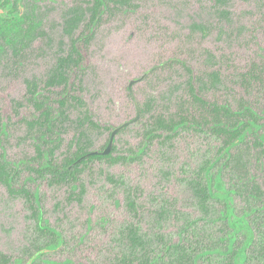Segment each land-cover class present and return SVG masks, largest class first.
Wrapping results in <instances>:
<instances>
[{"label":"rangeland","instance_id":"374dc122","mask_svg":"<svg viewBox=\"0 0 264 264\" xmlns=\"http://www.w3.org/2000/svg\"><path fill=\"white\" fill-rule=\"evenodd\" d=\"M85 1L22 0L23 26L33 31L16 51L4 46L0 52V157L16 170L14 187L36 194L42 223L61 238L59 243L40 233L37 213L0 182V253L11 258L10 264H117L128 251L126 228L133 223L160 261L175 264L183 251L198 256L195 264H233L234 252L228 249L241 247L247 231L226 223L220 199L212 200L205 215L190 182L204 161L218 156L221 140L198 126L168 133L151 130L149 123L176 110L189 77L218 71L221 82L205 89L206 97L232 106L244 97L260 116L264 137V88L244 90L240 76L252 65L264 67V0L110 2L87 41L81 34L90 30L80 23L74 36H82L77 43L81 61L70 71L69 85L101 126L89 133V149L103 148L114 127L138 118L116 134L114 159L92 160L76 179L59 184L43 168L48 147L41 144L42 153L36 151L39 141L24 122L36 116L25 98L26 81L42 83L58 55L68 51L65 20ZM58 90L43 91L53 107ZM76 115L71 109L70 120L48 144L58 167L70 153ZM254 150L248 169L261 184L264 158ZM214 173L231 191L234 218L246 215L254 232L243 264H264V199H252L247 180L240 181L223 160ZM129 198L136 211L128 207ZM47 244L52 248L37 253Z\"/></svg>","mask_w":264,"mask_h":264},{"label":"trees","instance_id":"16d2710c","mask_svg":"<svg viewBox=\"0 0 264 264\" xmlns=\"http://www.w3.org/2000/svg\"><path fill=\"white\" fill-rule=\"evenodd\" d=\"M130 1L88 0L84 4L77 3L74 5L63 27L65 35L70 39L68 51L58 55L54 66L42 83L37 80L26 81L25 98L34 107L36 116L32 119H25L24 122L28 132L32 133L39 141L35 143L36 151L42 153L41 144L48 147L49 159L43 168L56 183H68L76 179L82 167L92 160L114 159L112 157L114 148H111L107 154H89L90 151L94 150L89 149V133L100 130L101 126L91 118L85 101L80 96L71 93V89L74 87L69 85V73L72 69L77 68L81 61V53L77 45L82 38L81 35H83L82 40L84 41L92 36L91 27L110 8V2L116 5ZM26 17L22 0H0V52L4 46H11L16 51L15 47L18 43H23L29 38L33 29L28 28L30 25L24 28L23 24H25ZM83 22L90 32L75 37V29ZM240 76L244 90H249L255 86L264 88V67H259L257 64L252 65L248 71L241 73ZM219 82L221 79L218 71H210L199 76L192 75L187 81V91L179 101L176 110L167 116H153L149 125L153 131L160 130L168 133H173L179 127L187 125L198 126L209 130L221 140L218 156L215 160L204 161L190 182L194 188L198 205L205 215L210 213L212 200L220 199L224 205L223 217L226 223L238 230L247 231L245 242L241 247L236 251L232 250V246L228 249V251L234 252L233 264H243L247 260L246 249L254 239V232L249 221L245 218L246 215L242 214L234 218L231 191L228 193L224 188L221 175L219 173L211 174V170L223 160L240 181L247 180L251 189L254 190L252 199L258 201L264 199V169L261 184L252 180L248 169L251 150L255 149V154L257 152L260 157L264 158V137L259 133L261 129L260 116L252 106L247 104L244 97L238 99L236 106L220 103L206 97L205 89L216 86ZM56 89H59L57 93L59 98L55 99L53 103L56 104V107H53L52 103L47 102L50 99L44 92L53 93L56 92ZM71 109L77 110L74 120L75 135L67 147L70 153L66 155L63 163L58 167L52 161L54 146H48V144H52L51 137L54 131L65 127L67 121L70 120ZM108 140L109 138L104 147L98 149L99 151L107 146ZM15 174L16 170L13 166L0 157V182L7 187L12 195L25 198L29 208L37 213V230L40 233L53 236L55 240L61 243L60 235L56 233L55 229L42 223L39 208L34 205L36 194L24 187H14ZM107 178L110 181H116L112 176L108 175ZM82 192L80 188L77 194ZM72 196L75 197L76 194ZM127 205L131 210L136 211V204L133 199L129 198ZM126 236L128 251L118 259L117 264H169L160 261L154 255L155 251L139 233L137 225L129 224L126 228ZM49 248L52 247L47 244L43 248L41 247L37 253ZM166 248L169 250L171 246H166ZM262 249L264 252V247ZM35 254L32 258L35 257ZM197 257H190L182 251L181 257L175 260V264H195ZM10 261L9 256L0 253V264H10Z\"/></svg>","mask_w":264,"mask_h":264},{"label":"water","instance_id":"95a60500","mask_svg":"<svg viewBox=\"0 0 264 264\" xmlns=\"http://www.w3.org/2000/svg\"><path fill=\"white\" fill-rule=\"evenodd\" d=\"M137 118H138V115L134 119H131V120H128V121H124L120 125H117L116 127H114L110 131L109 140H108L107 146L102 151H99L98 149H94V150L90 151L89 154H97V153L107 154V153H109L111 151L112 146H113V142H114V138H115L116 134L120 130H122L123 128L128 126L131 122H133Z\"/></svg>","mask_w":264,"mask_h":264}]
</instances>
